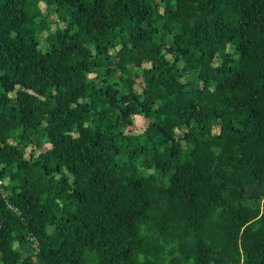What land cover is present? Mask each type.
Segmentation results:
<instances>
[{"label":"trees","instance_id":"1","mask_svg":"<svg viewBox=\"0 0 264 264\" xmlns=\"http://www.w3.org/2000/svg\"><path fill=\"white\" fill-rule=\"evenodd\" d=\"M0 264H264V0H0Z\"/></svg>","mask_w":264,"mask_h":264},{"label":"rangeland","instance_id":"2","mask_svg":"<svg viewBox=\"0 0 264 264\" xmlns=\"http://www.w3.org/2000/svg\"><path fill=\"white\" fill-rule=\"evenodd\" d=\"M52 19H53V18H52ZM136 82H137V88H139V86H140V88L143 86V82H141V79H140V78H139L138 80H136ZM138 82H141V83L139 84ZM137 88H136V89H137ZM140 88H139V92L141 91ZM147 124H148V120L144 119V118L141 117V116H135V117H134V122H133V124H132V127H129L128 129H129L132 133H138V132L143 131V130L146 128ZM215 131H217V130H215ZM49 147H50L49 145H46V146L44 147V149L46 150V149H48Z\"/></svg>","mask_w":264,"mask_h":264}]
</instances>
